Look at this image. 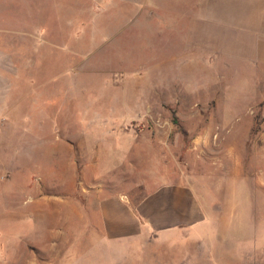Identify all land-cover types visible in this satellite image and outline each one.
Here are the masks:
<instances>
[{
	"label": "rangeland",
	"instance_id": "1",
	"mask_svg": "<svg viewBox=\"0 0 264 264\" xmlns=\"http://www.w3.org/2000/svg\"><path fill=\"white\" fill-rule=\"evenodd\" d=\"M155 1L47 0L0 21V264H62L98 186L133 202L179 177L264 188V31L228 18L254 3ZM193 248L164 250L184 264Z\"/></svg>",
	"mask_w": 264,
	"mask_h": 264
},
{
	"label": "crops",
	"instance_id": "2",
	"mask_svg": "<svg viewBox=\"0 0 264 264\" xmlns=\"http://www.w3.org/2000/svg\"><path fill=\"white\" fill-rule=\"evenodd\" d=\"M251 1L255 12L234 11L228 18L233 23L243 17L251 30L262 25L264 31V0ZM43 3L46 8L47 0H0V21H12L21 11L41 13ZM121 190L104 185L88 191L89 202L79 211L77 250L55 259L63 257L62 264H177L182 253L164 248L184 240L197 247L185 254L184 264H264V205L253 204L264 199V188L217 193L179 177L147 190L137 202ZM211 228L218 229L215 238Z\"/></svg>",
	"mask_w": 264,
	"mask_h": 264
}]
</instances>
